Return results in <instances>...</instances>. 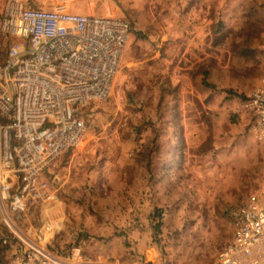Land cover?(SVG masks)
<instances>
[{"label": "rangeland", "instance_id": "rangeland-1", "mask_svg": "<svg viewBox=\"0 0 264 264\" xmlns=\"http://www.w3.org/2000/svg\"><path fill=\"white\" fill-rule=\"evenodd\" d=\"M7 0H0L2 6ZM101 0H27L95 10ZM130 27L107 98L46 172L55 248L119 264H210L264 191L243 103L264 78V0H112ZM2 248V247H1ZM1 264H9L5 252Z\"/></svg>", "mask_w": 264, "mask_h": 264}, {"label": "built area", "instance_id": "built-area-1", "mask_svg": "<svg viewBox=\"0 0 264 264\" xmlns=\"http://www.w3.org/2000/svg\"><path fill=\"white\" fill-rule=\"evenodd\" d=\"M84 11L0 6V244L9 264H119L55 248L59 220L34 212L56 202L46 172L86 131L84 109L104 101L130 27L112 0ZM101 12H105L101 15ZM261 154L264 186V78L243 103ZM232 236L210 264H264V191L232 212Z\"/></svg>", "mask_w": 264, "mask_h": 264}, {"label": "trees", "instance_id": "trees-1", "mask_svg": "<svg viewBox=\"0 0 264 264\" xmlns=\"http://www.w3.org/2000/svg\"><path fill=\"white\" fill-rule=\"evenodd\" d=\"M2 246H1V244H0V264H1V254L4 252V249H3V247L1 248Z\"/></svg>", "mask_w": 264, "mask_h": 264}, {"label": "crops", "instance_id": "crops-1", "mask_svg": "<svg viewBox=\"0 0 264 264\" xmlns=\"http://www.w3.org/2000/svg\"><path fill=\"white\" fill-rule=\"evenodd\" d=\"M104 14H105V12H101V15H104ZM112 15L115 16V11L113 9H112Z\"/></svg>", "mask_w": 264, "mask_h": 264}]
</instances>
